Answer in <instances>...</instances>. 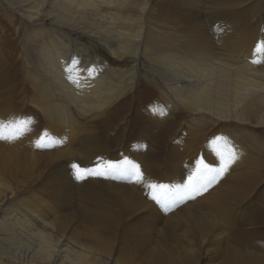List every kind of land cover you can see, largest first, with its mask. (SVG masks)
<instances>
[{"label":"bare ground","instance_id":"obj_1","mask_svg":"<svg viewBox=\"0 0 264 264\" xmlns=\"http://www.w3.org/2000/svg\"><path fill=\"white\" fill-rule=\"evenodd\" d=\"M205 2L172 0L182 12L156 18L155 0H0V10L22 33L19 80L0 55V136L8 137L0 141L10 143L0 144V264H121L101 235L117 228V204L128 219L137 213L166 218L169 239L195 264L197 253L187 247L207 220L202 198L211 195L219 219L235 213L227 202L251 192L257 179L248 170L264 164L258 137L264 132V0H246L242 16L234 0ZM202 14L200 29L208 32L198 36L200 29L195 33L188 21ZM241 21L256 32L238 41ZM141 84L156 90L153 118L177 127L174 134L184 125L189 155L171 149L159 166L152 148L139 157L127 154L133 164L143 156L157 163L139 167V183L119 173L77 178L73 165L103 171V158H94L103 151L98 138L113 120L114 105ZM199 138L223 139L202 150L195 148ZM38 140L42 146L64 143V150L41 161L31 151ZM227 144L237 156L224 173L239 171L224 182L218 178L221 186L208 192L185 188L198 174V161L221 166L216 149ZM149 184L178 185L180 192L166 207L157 205ZM230 240L244 244L234 232Z\"/></svg>","mask_w":264,"mask_h":264},{"label":"rangeland","instance_id":"obj_2","mask_svg":"<svg viewBox=\"0 0 264 264\" xmlns=\"http://www.w3.org/2000/svg\"><path fill=\"white\" fill-rule=\"evenodd\" d=\"M209 1L206 0L205 2L208 6H210L212 0ZM245 1L234 0L233 3L234 10L237 9L241 16L242 12H248L247 9H249L248 4H244ZM154 8V16L157 15L155 16L156 18L164 14L169 16V14L176 13L179 10L182 12L180 5L173 7L172 0H155ZM6 10L9 14H13L8 8ZM248 21L246 23L241 21L236 26V31H240L236 34L235 38L241 35L238 41H241L243 38L248 39L250 32H256V28H251ZM188 22L189 25H192L194 32L197 33L196 27H198V30L200 29L205 22V16L202 14L197 18L192 17ZM15 25L14 19L6 18L0 10V55L3 56L5 68L8 67V64L15 66L17 70L16 80H19L18 74L20 75L21 63L18 55L21 54L22 33L19 31V27L17 31L14 29ZM185 27L188 26L185 25ZM205 32H208V30L201 28L198 36ZM152 86V84L151 86L141 84L136 88V92L134 90L133 93L125 95L114 105L112 110L116 109V113H113L111 116V119L114 121L112 120L108 123L109 125L104 134L101 138H98L99 143L103 144V151L94 155L95 160L101 157L103 158V162H105L104 160L112 162L123 161L126 159L127 154L136 153V157H139L143 153L147 154L152 148V150L157 152L156 158L159 166H162L165 162L167 151L171 152V149H180L179 155L181 156L189 155V153L185 154V150L189 149L188 143L190 142V137L184 130V125H180L177 133L174 134L173 131L177 127L169 128L168 125L164 124L165 119H156L150 115V106L156 97V90ZM133 95L136 97L134 96L133 98ZM181 117L185 118V115L183 114ZM163 118L166 117L164 116ZM91 129L95 134L99 135V126H95L94 124ZM258 137L261 140V148H264V132H260ZM161 139L162 142L160 141ZM5 142L1 140L0 144L3 143V146H10V143ZM38 142L40 144L39 140L33 142L35 146L31 151L35 155H38V157H41V161L43 159H47L46 161H48L50 157L64 150L65 146L64 143H61L58 147L47 145L38 147ZM207 142L208 144L210 143L211 147L219 144L218 142L214 144L212 138H205V140L199 138V142L195 148L203 150ZM236 144L239 143L237 142ZM117 148L121 151L119 154H117L119 152L116 150ZM62 158L64 156L59 158V160ZM135 158H133L134 161ZM145 159L146 156H143L138 160L136 165H139L140 168L143 166L147 167L149 164L157 165L154 160L148 161ZM262 160L264 163V154ZM238 171L231 170V172L217 176L214 182L207 185L206 188L203 187L201 192L206 189V192H208L213 190L214 187L221 186V183L226 178L233 176ZM248 171H251L253 178L257 179L254 181L256 184L252 187L251 192L247 196H244L245 198L243 196H231L234 200L231 203L227 202V204L230 208L236 209L234 214L228 217L219 216L221 218L219 219L217 215L212 213L214 204L208 199L211 195L202 198L204 203L200 205L202 206V210L207 212L205 215L207 220L199 224V240L197 239L196 241L192 236L193 248L188 249L190 246L187 247V253H191L193 249L194 253H197L195 264H264V164L259 170H256L254 166ZM257 176L261 177L259 182ZM218 178H221L223 181H218ZM114 182L123 184L124 186L130 184V182L122 180ZM197 198H195L196 202L201 200V198H198L199 200ZM187 202H194V199L187 200ZM116 209L118 210L116 218L118 221L117 228L114 231L103 229L101 230V235L111 246H114L112 255L113 257L114 255L116 256L117 263L172 264L177 261L178 264H192L185 257V251L180 246L174 245L171 239H169L170 237H168L165 231L166 227L164 228L166 218L152 220L149 216L144 217L142 213H137L131 219H128L120 214L119 204H117ZM189 220H191V217L184 215L182 223H188ZM206 226L209 227V230L204 231L203 228ZM214 226L215 230H213ZM218 232L220 234L217 236ZM233 232L242 236L244 244L230 240L231 233ZM228 233L230 234L228 235ZM201 243H203V247ZM206 248L207 250L203 251Z\"/></svg>","mask_w":264,"mask_h":264},{"label":"snow or ice","instance_id":"obj_3","mask_svg":"<svg viewBox=\"0 0 264 264\" xmlns=\"http://www.w3.org/2000/svg\"><path fill=\"white\" fill-rule=\"evenodd\" d=\"M261 51V48L257 47V52ZM258 62V61H254ZM0 138L8 139V137L0 136ZM223 138H217V143ZM38 147L42 146L37 144ZM216 155L219 157L221 166L214 168L204 163L203 160L198 161V174L194 178L189 176L190 185H185V188L191 189L192 192H199L201 186L207 187L211 184L217 176L227 171L230 163L234 162L237 153L234 146L227 144L225 150L220 148L216 149ZM77 171V178H83L79 173H87L88 175H104L105 173H119L122 175L134 176L136 181L139 183L143 180V175L140 172L139 165L133 164L132 161L124 159L123 161H105L103 164V171L94 170L89 168H80L78 165H73ZM148 187L152 190L150 194L151 200L155 201L157 205L167 206V202L172 199L174 195H178L180 192V186H171L167 184H149Z\"/></svg>","mask_w":264,"mask_h":264}]
</instances>
